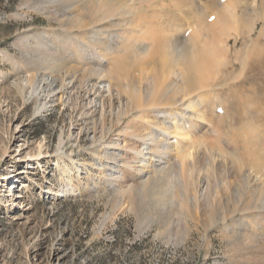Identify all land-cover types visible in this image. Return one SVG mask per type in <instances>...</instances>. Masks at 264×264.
<instances>
[{
	"label": "rangeland",
	"instance_id": "obj_1",
	"mask_svg": "<svg viewBox=\"0 0 264 264\" xmlns=\"http://www.w3.org/2000/svg\"><path fill=\"white\" fill-rule=\"evenodd\" d=\"M126 1L95 0L105 10L115 9L118 13L99 20L88 8L94 0H0V264H264V199L258 184L264 178V169L260 178L256 176L241 148L245 134L251 135L255 140L247 136L250 146L254 143L252 148L257 149L254 156L256 153L258 158H264V0H241L239 14L244 12L247 24L258 15L253 24L256 29L248 37L240 23L238 33L231 31L233 38H227L232 65L228 67L229 74H225L224 85L213 91L209 104L214 105L212 110L217 108L213 122L196 130L199 141L196 148L194 145L195 155L191 149V162L198 159L196 170L190 173L200 182L196 195L186 197L181 171L169 157L164 159L160 171L147 172L138 180L128 177L133 170L125 168L126 183L121 191L106 183L99 188L95 184L89 188L83 185L75 194L57 198L51 194L54 189L65 187L59 163L62 168L74 167L77 171L72 159L77 165L96 161L90 150L92 131L83 132L80 145L69 143L80 108L75 109L74 102L49 104L39 113L42 101L32 96L29 80L36 81L40 75L51 72L60 76L69 67H77L80 62L76 60L73 42L84 39L81 45L87 48L94 43L93 35L98 30L104 28L106 35L114 32L109 33L112 36L128 30L137 35L140 27L153 21L167 23L168 12L178 13L177 7L183 4H193L198 10L209 5L215 11L221 0H180L176 4V0ZM123 10L130 12L125 15ZM245 15L253 18L248 21ZM80 17L85 23L79 22ZM87 52L85 57L91 49ZM117 52L127 59L121 60L123 71H140L139 65L133 63L143 57L141 54L128 57ZM74 105L78 107L77 103ZM79 124L87 127L83 118H79ZM116 133L109 134L105 141L116 137ZM62 140L72 159H58ZM220 149L230 155L226 154L227 160ZM239 150L248 160L243 162L251 165H246L243 173L236 169L234 161L243 159ZM132 158L133 154H124V160L131 162L129 165H135ZM111 160L115 162V157ZM90 170L99 177L89 182L103 180L104 175ZM16 192L19 197L11 196Z\"/></svg>",
	"mask_w": 264,
	"mask_h": 264
},
{
	"label": "bare ground",
	"instance_id": "obj_2",
	"mask_svg": "<svg viewBox=\"0 0 264 264\" xmlns=\"http://www.w3.org/2000/svg\"><path fill=\"white\" fill-rule=\"evenodd\" d=\"M178 1L180 0H176L174 3L176 4ZM241 3V0H221L218 2L215 11L212 10L213 8L209 5H205L206 7L203 5L205 8L198 10L193 4H179L182 7H177L178 13H176V10H170L171 12H168L167 23L162 21H157V23H154L153 21L152 24H148L149 26L147 27H140V29L137 30L139 31L137 35L136 33L134 35V32H131L128 29V31L117 34L116 36L111 35L114 32H109L111 34L107 32L108 34L106 35V30L103 28L102 30L95 32L93 35L94 43L88 44L87 48L81 45V43H85L84 39H79V43L73 42L72 46L76 55V60L79 61L80 64L77 61L74 62H77L79 66L77 65L76 67L75 65L69 67L71 69L66 72L63 71V74L59 71L61 73L60 76L53 75L51 72L50 74L45 73V76L46 74H49L48 77H45L43 74V76H39L40 78H36V81H34V78H32L33 80H29V85L31 84V88L33 90L32 96L35 97L36 100L42 101L40 102V104H42L38 108L39 113L50 106L49 104H70L71 102L72 104L73 102L74 104L77 103L78 107H76L74 104L73 106L77 110L79 108L80 109L78 110L79 113H76L78 114V118L72 125L73 129L71 130V140L69 143L80 145L83 132L85 130L92 131L93 146L90 150L95 155L96 159L93 164L82 162L81 165H77L72 157L67 155L70 153H68L67 150H64L65 144L62 140L61 146L58 150V159L61 161L63 160L62 158L64 156L72 159L77 171H74V167L70 168L67 166L62 168V163H59V168H61L64 172L63 181L65 182V187L58 190L54 189V191L51 193L52 195L57 198L69 194H75L79 189L82 188L83 185H86L89 188L91 184H95L94 187L96 188L106 183L117 186L119 191H121L120 189H122L126 183L127 175L124 171L125 168H130L133 170V173H130V176L128 177L138 180L141 179L147 172L160 171L162 168L161 165L165 162L164 159L166 157H169L175 161L177 168L180 169L182 175L181 177H183L186 188V197L190 199L191 196L196 195L199 192V187L197 188V186L200 182L198 183L197 179L190 176V173L192 174L193 169L195 168V161L198 159L193 160L192 162L190 159H193V156L196 154L194 145L196 148V145L199 141V139L197 141L198 136L195 135L196 130L202 127V124H210L213 122L212 120L214 117V110L217 109L215 107L216 109L212 110V107L214 108V102H212V107L209 105L211 101H213V91H216L218 88L224 85L225 81L227 80V78H225V74H227V72L229 74L228 67L229 65H232L231 62H229L231 49L227 44V38H233L231 31L232 33L233 31L238 33V26L240 23L245 29V33L248 34L247 36L249 37L256 29L254 26L256 24V22L254 24V21H256L255 18L257 20L259 18L257 14L256 15L258 18L254 17V19H252L253 17H251V19L254 20L252 23L251 19L245 15V17L249 19L248 21H251V24H249L250 22L247 24V19L245 20L243 17L244 12L242 15H240L238 12L239 5ZM90 4V6L88 4L89 11L91 12L92 16H97L96 18L99 20L108 18L110 13H114L113 15L118 14L117 11H114L115 9L113 10L109 8L108 10H105L102 4H98V2L96 3L95 0L92 3L90 2ZM121 8L122 7H120V9ZM262 8H264V5ZM247 9L249 12L250 8ZM110 10H113L114 12ZM257 10H259V7L258 9H255V11ZM211 11H213V13H211ZM128 12L130 11L125 13ZM159 14L156 13V16ZM81 18L82 17H80L79 22L81 24L85 23V21ZM156 18L160 20L163 17L160 19L158 17ZM88 24L89 23H86L87 26ZM93 27L94 26H92V28ZM118 33L120 32L118 31ZM177 36H180L181 39L180 37L176 38ZM234 38L236 39V37ZM249 39L250 38L247 40ZM258 41H260L259 38ZM89 49H91V52L87 57H85ZM117 50L128 55L134 53L133 55L136 54V57L137 54H141L143 56L141 59L139 55V60H134L136 64L132 62L135 66L139 65L137 67H140V71L136 68V74H129V71L132 73L131 69L127 72H125V69L123 71L120 63L122 62L121 60L125 57V55L124 57H122V53H120L121 56L117 55L119 54ZM50 54L53 55V53ZM130 55L128 57H130ZM128 57L126 56V58ZM262 57L263 56H261V58ZM61 59L62 58H60V60ZM232 67H234V65ZM60 70H65V68H61ZM136 76H138V78ZM218 94L219 93H217V95ZM219 108L222 109L221 106ZM79 118H83L85 120L87 123L86 128L79 127ZM248 131L249 130L245 132L250 133ZM112 132H117L115 135L116 137L110 139L109 141H105L107 136ZM242 135H246L247 138L244 140V145L242 144L243 147H241V145L240 147L243 148V152L247 154L248 160L251 161L252 166L250 164L247 165L248 160H244L245 156L242 154V150L241 152L239 150L242 158L243 156L244 158L242 160H234L236 161L235 163H237L236 169H239L241 173L246 165V167L251 166V169L255 175H259L260 178L262 169H264V158H258L256 153V157L254 156V150L257 149L252 148L254 143H252L250 146L248 136L251 135H244L243 133ZM262 135L263 134L261 133V137ZM252 139L255 140V137ZM261 141L263 140L261 139ZM261 141L260 145L262 144ZM130 142L132 143L129 144ZM227 145L231 146L229 144ZM257 146H259V144ZM257 146H254V148ZM191 149L194 151L193 156ZM220 153L223 155L222 153L225 152L221 150ZM124 154H133L134 159L132 158L133 161L131 159L130 160L132 161V164L134 163L135 165H129L131 162L128 164L129 161L127 162L124 160ZM226 154L228 153H225L223 158H226L227 160L228 158ZM112 157H115V162H110L112 161ZM231 157L229 158L231 159ZM243 160L247 163H244ZM231 161L234 166L233 160ZM90 168H93L101 175H104L103 180L102 178H99L98 180H93V183L89 182L92 178H96V176L99 177V174L95 175L90 170ZM194 170H196V168ZM84 174L86 177H83ZM162 176H164V174H162ZM228 176H231V174ZM84 180L87 182L85 183ZM169 181H166L167 184ZM137 182L140 183L139 181ZM258 184L261 186L259 193L261 199L263 200L264 178L261 177ZM11 196L19 197L20 195H18L16 192ZM209 200L211 201V197ZM227 205L228 204H226V207ZM192 207H194V205ZM215 219L217 218L215 217Z\"/></svg>",
	"mask_w": 264,
	"mask_h": 264
}]
</instances>
